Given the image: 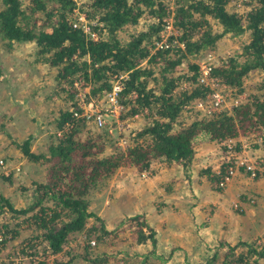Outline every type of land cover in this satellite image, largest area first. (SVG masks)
Masks as SVG:
<instances>
[{
    "label": "trees",
    "instance_id": "obj_1",
    "mask_svg": "<svg viewBox=\"0 0 264 264\" xmlns=\"http://www.w3.org/2000/svg\"><path fill=\"white\" fill-rule=\"evenodd\" d=\"M233 0H175L174 9L161 0H85L89 11L76 0H0V39L6 47L12 43L33 42L37 60L57 68V84H66L70 109L58 113L57 127L66 128L62 136L50 142L45 152L30 149L31 136L17 143L25 158L43 166L41 181H33L32 198L28 205L15 208L0 196V213L16 219L10 229L11 238L20 229L35 232L25 237L26 256L54 257L51 264H70L76 256L89 264H104L108 253L95 252L89 232L102 240L112 232L104 220L88 210L87 195L97 184L112 177L118 170L148 169L155 159L181 168L189 176L198 141L221 142L238 137L259 138L264 134V95L250 93L238 105L213 116L201 115L190 122L179 123L182 109L193 100L203 98L207 91L198 83V67L187 63L189 75L181 65L188 57H195L207 49H214L225 35L248 40L237 55L219 57L213 64L212 74L218 81L238 95L244 92V78L253 71L264 73V0H249L245 14L229 11ZM85 12L89 32L74 27L71 16L75 10ZM152 17L147 28L138 31L122 43L118 32L125 25H134L142 14ZM170 20L178 31L175 37L183 47L169 45L155 49L154 42L165 22ZM210 20L220 25L212 30ZM94 33L95 38L90 33ZM173 38H169L171 43ZM125 73L120 101L126 106V116H134L145 109L149 120L142 128L128 135L129 145L120 151L108 153L100 135L79 136L86 121L73 117L80 103L103 97L111 81ZM190 88L176 91L183 83ZM76 83V85H75ZM89 86L82 98L78 89ZM264 89V77L259 82ZM142 138L141 142L138 139ZM131 143V145H130ZM188 174V175H187ZM93 217L97 223L87 227ZM135 228L138 244L149 240L154 247V230L139 214L127 218ZM85 231L83 242L65 249L76 233ZM9 232V229H6ZM44 242L43 247H38ZM240 242L229 245L220 242L205 264L224 252L221 264H259L264 258V243ZM238 247L244 248L238 252ZM77 253V254H76ZM38 264H47L45 261Z\"/></svg>",
    "mask_w": 264,
    "mask_h": 264
},
{
    "label": "rangeland",
    "instance_id": "obj_2",
    "mask_svg": "<svg viewBox=\"0 0 264 264\" xmlns=\"http://www.w3.org/2000/svg\"><path fill=\"white\" fill-rule=\"evenodd\" d=\"M22 1L24 5L29 4V0ZM76 1L85 12L89 11L85 0ZM161 1L174 9L175 0ZM248 2L249 0H233L227 5V9L245 14L249 9ZM85 12L76 9L71 16L73 23L94 25L95 20L78 19L80 15H85ZM146 15V12L142 14L134 25L121 28L118 38L122 43L132 34L147 28L153 18ZM210 23L212 30L220 31L221 27L215 20H210ZM173 28L178 36V29L175 26ZM247 40L246 33L239 37L225 35L217 41L214 49L188 57L181 68L190 75L193 71L188 70V62L195 63L199 68L207 57L216 63L221 56L238 55ZM36 54L33 42H14L10 47H6L0 39V160L4 163L0 165V195L11 193L17 198L22 193L26 198L21 199L26 204L30 203L32 196L33 185L28 182L32 173L22 169V153L16 144L34 132L42 136L39 140L35 137L32 139L30 149L36 146L34 151L45 152L48 144L62 136L66 130L67 127H57V115L70 109L71 104L66 84H57V68L37 60ZM263 77V72H250L243 81L244 92L238 95L227 86H222L220 90L225 98L222 111L238 105L250 93L264 95V89L258 87ZM190 86V83L183 82L176 91L189 89ZM35 90L39 91L38 94ZM88 90L89 86L78 89L76 97L82 98ZM39 95L42 96L41 100ZM34 96L35 99L32 98ZM29 99L34 101L28 102ZM97 100L98 102H94L95 99H91L89 102L104 111L107 107L104 96ZM201 100L204 99H196L186 105L177 118L178 122L188 123L199 118L204 113L199 106ZM11 105L15 107L12 110L9 109ZM16 106H26L32 112L27 114V118L19 120L15 115ZM35 106L39 107L35 110ZM125 113L124 105L119 118L110 115L105 117L106 126L102 128L96 127L92 121L86 122L81 126L79 136L86 138L100 135L108 153L124 150L129 145L130 132L142 128L149 120L147 109L134 116H126ZM238 138L241 141L234 139V152H231V155L219 142H196L189 176H186L181 168L169 165L162 159H155L146 170L139 171L133 167L120 169L112 177L93 187L87 195L88 210L102 218L106 227L112 230L102 240H96L95 235L89 232L90 240L94 241L93 250L96 253L104 251L109 254L104 264H205L214 254L215 248L222 251L219 241L229 245L240 242L264 243V164L260 167L259 176L252 178L237 169L226 186L218 187V179L226 168V159L240 155L264 159V134L259 138ZM43 139L45 140L41 143ZM141 141L142 138L138 139V142ZM35 166L37 171L42 173L43 179V166ZM135 214L141 215L143 221L155 231L154 247L149 240L144 244L136 242V229L133 228V223L127 220ZM7 215L5 212L0 213L2 221ZM95 223V219L90 217L87 227ZM6 229L3 223H0V233L10 236L0 243V262L38 264L44 260L38 256L30 258L21 252V249L26 250L24 246L27 241L18 244L17 252L12 250L11 244H8L6 250V243L12 239L11 230L7 233ZM24 234L31 237L35 232L29 229ZM85 236V231L76 233L65 249L75 247L76 252H80L77 245L85 243ZM44 245L42 242L38 247ZM242 249L244 248L238 247L236 252ZM219 251L218 259L215 258L210 264H221L224 252ZM62 255L58 254L57 257L61 258ZM44 261H52L51 256L46 257ZM70 264L89 263L76 256ZM259 264H264V258Z\"/></svg>",
    "mask_w": 264,
    "mask_h": 264
},
{
    "label": "built area",
    "instance_id": "obj_3",
    "mask_svg": "<svg viewBox=\"0 0 264 264\" xmlns=\"http://www.w3.org/2000/svg\"><path fill=\"white\" fill-rule=\"evenodd\" d=\"M79 20H85L84 15H80ZM74 27H80L84 31L89 32V28L84 23L78 25L77 23H72ZM173 28V24L170 20L165 22L164 28L160 31V38L154 42L155 49H161L168 47L169 45H175L183 47V43H179L175 37L177 36L176 30ZM92 37L95 38V33H90ZM173 38L171 43L168 42L169 38ZM212 58L207 57L206 61L201 63L198 68V83L203 87L207 88L204 100L199 101V106L203 109V115L213 116L214 114H219L222 111V108L225 103V98L221 93L220 88L222 89L223 84H221L216 77L212 74V68L214 62ZM126 78L125 73H119L111 81V86L108 92L104 95V100L107 107L102 111V109H97L96 104L93 102L80 103V110H74L73 117L77 119H83L86 122L92 121L96 127L102 128L106 126V116H114L119 118L120 113L124 110V105L120 101V94L123 88L122 82ZM208 104V105H207ZM220 145L225 147L228 153L234 152V139H227L219 142ZM225 170L222 172V175L218 179V187H224L234 176V173L238 170H241L245 174H248L250 177L255 178L259 176L260 167L264 164V159H258L254 157H243L234 156L232 159H226ZM0 165H4L3 161L0 160ZM238 169V170H237ZM19 171V168H17ZM5 239H9L10 236L3 235L0 233V243ZM91 244H94V241H91Z\"/></svg>",
    "mask_w": 264,
    "mask_h": 264
},
{
    "label": "crops",
    "instance_id": "obj_4",
    "mask_svg": "<svg viewBox=\"0 0 264 264\" xmlns=\"http://www.w3.org/2000/svg\"><path fill=\"white\" fill-rule=\"evenodd\" d=\"M33 66H34V64L33 65H31V68L33 69ZM0 74H1V71H0ZM36 91V90H35ZM38 92L39 91H36V93L38 94ZM32 98H34L35 99V96L34 97H32ZM42 99V96H40L39 95V100H41ZM32 101H34L33 99H32ZM32 101L29 99V101L28 102H31L32 103ZM35 105V104H34ZM17 107V106H16ZM36 107H39V106H35V110H36ZM15 107L14 106H9V109H14ZM17 109V112L15 113V115H17V119H19V120H21V119H24V118H27V114H29V113H31L32 112V110L31 109H28V108H26V106L25 107H21V106H19V107H17L16 108ZM19 109V110H18ZM34 110V111H35ZM20 112H22L23 114L21 115V114H19ZM8 113V112H7ZM19 114V115H18ZM31 136V140H30V142H32V139H34V137L37 139V140H39L41 137L40 136H42L41 134H37V133H34L33 132V134H29L27 137H30ZM26 137V138H27ZM45 139H43V140H41V143L44 141ZM236 141L237 142H240L241 140H240V138H237L236 139ZM19 143V142H18ZM16 146H17V144H16ZM36 146H33L32 147V149L31 150H33L34 151V148H35ZM19 149V148H18ZM39 149H41V147L39 148ZM20 150V149H19ZM40 151V150H39ZM20 152H21V150H20ZM36 152H38V151H36ZM12 162H14L13 160H12ZM21 162H23L24 163V168L22 167V169L23 170H28V172L29 173H32V175H31V177H28V182L30 183H32L33 181H41L42 179V173H40V171H37V169H36V166H35V164H33L32 162H30L27 158H25L24 156H23V154H21ZM26 173H24V175H25ZM0 196H3L4 198H8V200L14 205V207L15 208H19V207H24V206H26V205H28V204H26V203H24V201H22V199L21 198H23V197H25V196H23L22 195V193H20L19 194V196H17V198H15V196L13 195V194H11V193H3V195L1 194ZM26 198V197H25ZM31 198H32V196H31ZM25 204V205H24ZM7 217H8V215L7 216H4V221H2V218H0V223H3V225H4V227L5 228H7V229H11L13 226H14V224L16 223V219H12V218H8L7 219ZM2 221V222H1ZM26 230H23V229H20V232H19V234L17 235V236H15V237H13L11 240H9L8 241V243H6L7 245L5 246V248H6V250H7V246H8V244H11V246H12V250H16L15 252H17V249H18V244L27 236V234L25 235H23V233L25 232ZM10 242V243H9ZM58 255H56V256H54V255H52L51 256V258H52V260H53V258L54 257H57ZM58 258V257H57ZM218 259V258H217ZM46 262V261H45ZM48 262H50V263H48ZM47 264H51L52 263V261H47L46 262ZM0 264H7L6 262H3V261H1L0 262Z\"/></svg>",
    "mask_w": 264,
    "mask_h": 264
}]
</instances>
